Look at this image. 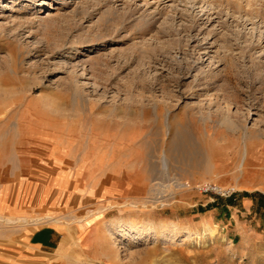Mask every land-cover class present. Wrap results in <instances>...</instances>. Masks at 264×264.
<instances>
[{"label":"rangeland","instance_id":"obj_1","mask_svg":"<svg viewBox=\"0 0 264 264\" xmlns=\"http://www.w3.org/2000/svg\"><path fill=\"white\" fill-rule=\"evenodd\" d=\"M0 148L50 261L264 264V0H0Z\"/></svg>","mask_w":264,"mask_h":264},{"label":"crops","instance_id":"obj_2","mask_svg":"<svg viewBox=\"0 0 264 264\" xmlns=\"http://www.w3.org/2000/svg\"><path fill=\"white\" fill-rule=\"evenodd\" d=\"M234 139L235 137L231 138V142H233ZM6 140H8V137H6ZM11 144H13L12 137ZM245 150L247 151V146ZM246 151L243 153V163L246 157ZM14 161L13 148L10 152L7 148H0V213L31 215V205L26 201L27 194L23 192H21L20 195L19 192L15 194L13 189L15 183L17 185L29 186L28 179H16ZM111 169L112 168H110V170ZM115 183L110 182L109 185L107 184L106 191L109 193L107 195L125 194L127 192L142 194L147 188L144 183L136 179H134V182L131 184L127 183L124 185L122 183ZM260 198H264V195ZM252 199L253 202H255L257 198L253 197ZM29 201L32 200L29 199ZM46 202V196L39 192L34 198L35 206L33 210L35 213L33 214L42 213L41 209L44 208ZM15 227L19 229L15 231ZM15 227L13 224H7L5 222H2L0 225V264H57L53 258L52 261H50V256L52 254L48 256L49 251L47 248L55 244V249L61 247L63 244L62 229L54 225H42L33 230L23 229L25 225H15Z\"/></svg>","mask_w":264,"mask_h":264},{"label":"bare ground","instance_id":"obj_3","mask_svg":"<svg viewBox=\"0 0 264 264\" xmlns=\"http://www.w3.org/2000/svg\"><path fill=\"white\" fill-rule=\"evenodd\" d=\"M176 133H174V135H175ZM180 134V133H179ZM178 136V135H177ZM180 136V135H179ZM182 136V135H181ZM183 136H185V133H184V135ZM173 138H174V136H173ZM172 138V139H173ZM184 139L183 140H180L179 138H177V137H175V139H178V140H180V141H177L176 143L175 142H171V141H169L170 142V144H169V146H168V152H166L167 154H165V156H163L162 157V165H163V167H167V156L168 157H171L172 159L174 158V157H177V156H179L180 158H182L183 159V161L185 160V159H187V158H189V159H194L195 160V154H196V152H194L193 151V144H192V142L190 141H187L186 139H185V137H183ZM187 138V137H186ZM189 138V137H188ZM190 139V138H189ZM174 140V139H173ZM186 140V141H185ZM190 140H192V138L190 139ZM195 143V142H194ZM167 144V145H168ZM166 145V146H167ZM196 147V146H195ZM167 149V148H166ZM196 150H197V147H196ZM244 163H245V159H244ZM244 163L242 162V167L244 166ZM167 164V165H166ZM156 185H154L153 186V188L151 189V193L152 192H156V191H158V188L159 187H161V184L160 183H155ZM183 186V185H182ZM180 187H181V184L179 183V180L177 181V183L175 184V186H174V188H175V190H178V189H180ZM174 194V192L173 191H169V193L167 194V195H169V196H172ZM156 196V195H155ZM161 199V198H160ZM147 205V204H146ZM132 226V225H131ZM104 233V232H103Z\"/></svg>","mask_w":264,"mask_h":264},{"label":"built area","instance_id":"obj_4","mask_svg":"<svg viewBox=\"0 0 264 264\" xmlns=\"http://www.w3.org/2000/svg\"><path fill=\"white\" fill-rule=\"evenodd\" d=\"M203 189L204 190H213L219 194H222V195H231L233 193V188H226V187H222L220 185H217V184H213V183H209V182H206L203 184Z\"/></svg>","mask_w":264,"mask_h":264}]
</instances>
